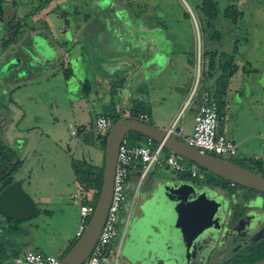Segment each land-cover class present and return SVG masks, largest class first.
<instances>
[{
  "label": "rangeland",
  "instance_id": "374dc122",
  "mask_svg": "<svg viewBox=\"0 0 264 264\" xmlns=\"http://www.w3.org/2000/svg\"><path fill=\"white\" fill-rule=\"evenodd\" d=\"M45 1L47 0H0V25L4 24V20L12 19V25L18 27L24 21L26 27L24 37L31 32V28L34 29L35 33L40 32L45 41L42 40L39 47L47 51L46 58L50 59L47 66L35 64L31 65L32 68L26 65V61L22 56H20L21 62L8 68L2 66L7 61L6 58L0 59V112L2 113L1 106L4 107L11 101L15 103L13 108H11V105L7 106L10 109L9 112L4 110L2 121H9L10 118L18 117L17 113H21L23 118L19 127L27 130L25 131L27 134V136H24L25 140L22 137L19 138L16 141L18 146L11 149V151L13 150V158L10 165L15 166L18 163L17 158H20L23 165L18 173H12V177L13 180L23 182L24 191L40 211L36 218L16 222L17 224L14 225L1 217L0 228L6 233L1 234L0 244L4 247L9 245L11 248L9 250L16 255H23L28 252L40 253L45 256L56 257L60 261L62 254L67 252L68 247L76 241L74 234L79 223V204L71 198L75 192V181L70 164L72 161H85L101 168L103 166L104 149L101 148L99 141L105 136L93 131L94 116L100 112L99 104H88L87 106L83 102L73 101L75 100L73 98L78 81L83 83L85 78H88V80L94 79V73L90 71L91 68L89 70V67L91 65L96 66V61H94L96 56L88 51L90 49L88 42L90 41L84 40L85 46L81 53L83 54V64L73 62L71 68H73L74 78H66L65 74L69 75L67 72L68 62L64 60L66 55L64 49H60L59 44L62 41L73 43V40L65 39L62 36L63 40L61 41V37L58 38V36L61 32H73L74 28L72 24L68 25L70 28H66L65 25L67 24L64 25L62 22L63 20H70L71 22V19H75L81 22L78 25L83 28V33L88 32L89 28L96 27L103 35L104 33L108 35V32L114 27L119 29V33H123V26L131 27V24L125 23L126 20L134 21V19L130 17H127L126 20L113 19L109 14L110 2H106V0H50L44 5ZM202 1L133 0L132 2L135 15L140 18H184V15L189 16L190 26L197 43V51L195 50L194 56L196 59V72L198 60L200 61V67L202 66L201 54L200 57L198 54V34L201 33L200 21L204 22L206 19L201 12ZM210 1L217 4L219 10L217 19L213 23L217 30L224 33L226 50L230 48L226 46L229 44L228 29L233 28L234 25L223 18L224 10L229 6H234L243 15L236 28H234V35L238 39L237 49H239L235 57L237 66L235 75H242L241 71L243 70L246 73L247 70L251 71L249 72L252 73L249 78L251 82L247 81L246 78L244 80L248 84H253L252 91L256 93L255 96L258 99H255V101L251 99L230 100L231 107L225 110V125L234 128L242 135L249 132L256 135V137L249 138L242 146L244 148L239 146L237 156L232 157L231 161L264 176V167L262 170H258L254 162L251 161L254 159V155L257 156V159L260 158L262 151L259 148L261 146L264 148V105L262 104L264 103V0ZM114 9L119 11L124 7L119 3H115ZM74 10L76 15L72 14ZM63 14H65L64 17ZM183 27L185 29L184 33L190 32L187 22ZM132 31H136L135 27L132 28ZM105 41L106 39L101 42ZM46 42H49L50 47L55 48L56 52L58 50L61 52L59 54L60 58L55 63L52 60L54 59L53 54L46 49ZM97 43V41H93V44ZM15 46L12 45L10 49L15 50ZM91 49L95 51L92 46ZM1 51L0 41V54ZM43 54L44 57L46 54ZM50 67H55V69L50 70ZM257 82L260 83L261 87L256 85ZM194 100L189 101L177 117V127H182L183 130L193 119ZM234 103H238V106ZM19 108L22 111L14 110ZM5 122H2V129L5 127ZM147 124L151 123L148 122ZM78 128H83L86 134L81 135L79 142H76L70 132ZM6 130L1 131L0 141L3 138V132L6 133ZM136 135L137 133L131 132L126 137L130 141H134ZM25 143L26 148L22 149L21 154H18L20 153V146L25 147ZM14 148L19 149V151H15ZM166 154V152L163 153L164 156ZM176 158L182 161L181 158ZM262 162L264 166V161ZM139 173L136 171L131 173L127 185V201L123 206V210L118 213L119 223L117 227L120 235L139 183ZM179 175L168 167L154 166L140 183L136 194L134 212L137 211L139 203H142L146 197H149L155 191L159 183L178 182L180 181ZM211 177L214 180H219L213 175ZM196 180L202 185L205 182L204 179ZM29 181L34 188L33 190L28 187ZM91 200L92 197L90 196ZM136 224L137 218L132 219L131 232L126 243L122 246L120 264H125L124 259L128 255L131 239H139L142 236L141 231L135 227ZM10 226L12 228H9ZM119 239L120 237L115 240V243ZM242 240L243 246L241 249L244 251V248H246L244 243H252V240H249L247 236H243L241 242L239 240L240 245ZM139 247L136 245L138 254L144 251V247ZM5 250L0 246V258L5 254ZM261 258H264V253L250 255L246 261L242 259V262L247 264ZM194 259L196 264L202 263L201 256L197 252H195ZM7 262L13 264L11 263L12 260Z\"/></svg>",
  "mask_w": 264,
  "mask_h": 264
},
{
  "label": "crops",
  "instance_id": "0c3cea01",
  "mask_svg": "<svg viewBox=\"0 0 264 264\" xmlns=\"http://www.w3.org/2000/svg\"><path fill=\"white\" fill-rule=\"evenodd\" d=\"M71 20V22L70 20H63L62 23L64 25L67 24L65 25L66 28H70L68 25L72 24L74 31H68L66 33L61 32L58 38L61 37L60 39L62 41V36H64L65 39L73 40V43L62 41L59 47L61 50L64 49V54L66 55L64 60L68 62V77L74 78L73 68H71L72 63L81 62L83 64V54H81L85 46L83 41H90L88 42L90 46L88 51L96 56L94 60L96 61V66L91 65L89 67V70L91 68L90 71L94 73V79L88 80V78H85L83 83L78 81V85L75 86L76 91L73 98L75 100L73 101L78 103L83 102L87 106L88 104H99L100 112L95 114V118L98 115H105L111 116L114 119L123 120L135 117L139 114H147L151 125L165 131V128L177 119L187 105L190 89L198 75V80L201 78L204 82L203 85L200 84L199 90H197L193 98L195 99L194 107L192 108L193 119L189 122L185 130H183L182 127L180 128L182 135H191L194 115L201 103L202 94L207 91L215 97L219 112L224 117V121L219 125V132L222 136L235 143L237 149L239 146L242 147L249 138L256 137L255 134H251L250 132L242 135L234 128L225 125V110L231 107L230 100L251 99L255 101V99H258L255 96L256 93L252 91L253 84L247 83L252 73H249L248 70L246 73L243 70L241 71L242 77V75H235V72H237L235 71L234 74L228 78L225 88L220 90L219 86L216 84L217 75H215L214 78H210L205 62H203L200 67V61L198 60L199 68H197L196 72V59L194 56L197 43L189 19L185 17H157L148 19L145 17L143 21H141L143 32L124 31L123 34L111 29L108 35L107 33L103 35L96 27L89 28L88 32L83 33V28H80L78 25L79 23L81 24V22L75 19ZM186 22L190 28L189 33H184L185 29L183 25H185ZM5 27L4 24L0 25V30L4 32ZM234 28H236V26L228 29L229 44L226 45L230 47L228 50H226L225 47L226 39L223 37L224 33L222 31L219 30L222 34L219 43H211L209 38H207V35H209L207 32L199 33V57L201 47L206 52L217 50L218 52L230 53L233 50L234 43L238 41L234 35ZM4 36L5 35L0 36V41L5 38ZM104 39H106V41L101 42ZM93 41H97L98 43L93 44ZM107 41L110 42L108 43ZM125 41L128 42L125 43ZM91 46L95 48V51L91 49ZM97 47L98 49H96ZM12 51L14 50L10 49L8 53L2 57L3 59L6 58V62L14 57ZM59 52L58 50L54 63L60 58L59 54H61V52ZM45 66H47V64ZM54 69L55 67H50V70ZM244 78H246L247 81H245ZM256 85L261 87L258 82ZM262 104L264 105V103ZM10 105L11 108H13L15 103L11 101L8 102L6 106H1L2 113L4 110L9 112L10 109L7 106ZM235 105L238 106V103ZM14 110L22 111L21 108ZM2 113L0 112V134L3 129L7 130L6 133L3 132V138L1 136L0 145L12 149L14 146H18L16 141L19 140V138H24L25 135L27 136L25 133L27 130L26 128L22 129L19 127L23 118L21 113H17L18 117H14L13 119L10 118L9 121L4 120L6 121L4 123L5 127L2 129V122H4L2 121L4 119ZM83 134H86L85 130ZM26 143L25 147L20 146V153L18 154H21L23 152L22 149L24 150L26 148ZM259 149H261L262 155L258 159L257 156L254 155V159L264 161V148L261 146ZM14 150L19 151V149L15 148ZM243 150L245 151L246 149ZM16 160L21 163L16 172L18 173L23 165L20 158ZM3 170L4 168L0 166V176ZM28 183V187H31L33 190L34 188L31 186L30 181ZM9 228H12V226ZM4 233H6V231L0 228V239L1 234L4 235ZM0 246H2L4 250L6 249L5 254L8 253L7 255L3 254L2 258H0L2 264H9L7 262L8 260H12L11 263H13L16 257L22 256L13 254V252L9 250L11 249L9 245L4 247L0 244ZM124 263L128 264L126 257Z\"/></svg>",
  "mask_w": 264,
  "mask_h": 264
},
{
  "label": "water",
  "instance_id": "95a60500",
  "mask_svg": "<svg viewBox=\"0 0 264 264\" xmlns=\"http://www.w3.org/2000/svg\"><path fill=\"white\" fill-rule=\"evenodd\" d=\"M179 129L177 128L176 131ZM134 132L162 144L173 155L193 163L210 174L231 184L264 194V176L248 170L226 159L190 147L184 141L167 135L164 130L135 119L119 120L107 133L102 183L94 211L88 225L59 264H83L93 250L103 228L111 202L113 178L116 169L118 149L121 141ZM221 204L210 199L205 192L184 182L159 183L149 203L153 242L150 248L139 253L129 247L126 257L129 264H193L195 252L201 256L204 248L210 246L201 240L196 247L193 242L213 224L214 216ZM40 211L23 189V182L16 180L0 191V217L14 221L36 218ZM126 231V230H125ZM164 251V252H162ZM253 264H264L261 259Z\"/></svg>",
  "mask_w": 264,
  "mask_h": 264
},
{
  "label": "built area",
  "instance_id": "2783aa9c",
  "mask_svg": "<svg viewBox=\"0 0 264 264\" xmlns=\"http://www.w3.org/2000/svg\"><path fill=\"white\" fill-rule=\"evenodd\" d=\"M198 81L197 75L190 89L187 102L192 101L195 97ZM135 120L146 124L149 121V116L147 114H139ZM223 121L224 117L219 112L214 96L209 92H204L201 103L194 115L191 135H182L180 128L177 127V119L165 130V133L184 141L190 147L216 157L229 159L237 155L238 149L235 143L226 139L218 132L219 125ZM112 125L113 122L110 118L98 115L94 120L93 131L97 134L105 135L109 132ZM177 128L179 129L178 131H176ZM70 135L74 137L76 142H79L81 135H79L77 130H72ZM164 152L167 153L165 156L163 155ZM154 166L160 168L168 167L172 171L181 175H188L192 179L204 178L197 166L189 165L177 159L175 155L166 151L162 144L155 143L148 138L143 142L134 144L127 137H124L118 149L112 196L107 216L97 242L83 264H120L123 239L129 219L127 217L120 235L117 227L119 223L118 213L123 210V206L127 201V185L131 173L133 171L140 172L139 183L132 200L133 204L140 183ZM71 198L77 201L80 207L79 223L74 237L77 240L84 233L95 206L90 201V195L85 193L77 183H75V192ZM118 237L120 239L115 243ZM13 264H59V259L40 253L28 252L16 257L13 260Z\"/></svg>",
  "mask_w": 264,
  "mask_h": 264
},
{
  "label": "trees",
  "instance_id": "16d2710c",
  "mask_svg": "<svg viewBox=\"0 0 264 264\" xmlns=\"http://www.w3.org/2000/svg\"><path fill=\"white\" fill-rule=\"evenodd\" d=\"M49 1L50 0L45 1L44 5L47 4ZM106 2H110L109 14H110V16H112L113 19L126 20L127 17L134 19V21L126 20L125 23L131 24V27L128 28L126 26H123V28H122L123 31L130 32V31H132L133 27H135L136 32H139V31L143 32L144 31L142 29L143 25H142L141 21H143V19L145 17H141V18L136 17L135 11L133 9V3H132L133 0H106ZM115 3H119L122 7H124V9L116 11L114 9ZM201 12H202V15L206 18L204 22L200 21V23L202 22L201 23V29H200L201 33L207 32L209 34V35H207V38H209V41L211 43H219L221 41L222 34L219 30L216 29V27L213 23L217 19V16L219 14L217 4L212 3L210 0H203L201 3ZM72 14L76 15L75 10L72 11ZM64 16H65V14H63V17ZM184 16L187 19L189 18L188 15H184ZM242 16H243L242 13L238 12V10L234 6H229L224 10L223 18L225 20H228L232 25L236 26L238 24V22L240 21V19L242 18ZM11 21H12V19L4 20V22H5L4 25L6 26L5 30H4V32L2 30H0V36L5 35L4 36L5 38L2 39V41H1L2 54H1L0 58L4 57L8 53V51L10 50L12 45H16L14 48L15 50L12 51V53H14V57L11 58V60H9L8 62H5L2 66L6 67V68L16 66L17 63L21 62L20 56H22V58L25 59L26 65H28L31 68H32L31 65H35V64L36 65H38V64H42V65L49 64L50 59L46 58L47 57V51L43 50L42 48L39 47L41 45L42 40L45 41V39L41 36V33L40 32L35 33L34 29L31 28L30 29L31 32L28 35H26V37H24V34H25L24 29L26 28L24 25V21H22L18 25V27L13 26ZM111 29H113V31H115V32L119 31L117 27H114ZM45 44H46V49L48 51H50L51 54H53V56H54V57L52 56L54 58L52 60L55 61V58L57 55L56 50L52 49L50 47L49 43L46 42ZM237 44H238L237 42L234 43L233 50L230 53L218 52L217 50H214L211 52H206L201 47V52H200L201 60H202L201 65L203 64V62H205L206 67H207V72H208V75L210 76V78H214L215 75H217L216 84L219 86L220 90H223L225 88L228 78L230 76H232L234 74V72L237 70V66L235 64V57L238 53ZM43 53L46 54L44 57L42 56V55H44ZM249 72H251V71H249ZM65 77L68 78L67 74H65ZM203 82L204 81H202V79L200 78L198 81V89L197 90H199L200 84L203 85ZM205 92H207V91H205ZM136 116L131 117L129 119H136ZM106 117L110 118L113 123L119 121L118 119H114L111 116H106ZM149 125H151V124H149ZM77 131L80 135L84 132V129L78 128ZM136 136H135V140L131 141L134 144L138 143V142H143L146 139L144 136H142L140 134H137ZM106 137H107V134H105V136L99 141L100 145L102 146L101 148H103V149L105 148ZM175 157H177V156H175ZM12 158H13V154H12L11 149H9L3 145H0V166H2L4 168L3 173L0 176V191L14 182L13 177H12V173H16L17 170L19 169L20 164H21L20 162H18V163H16L15 166L12 167V165H10ZM226 160L231 161V158L226 159ZM183 161H184V163H187L189 165H194L193 163L182 159V162ZM251 161L254 162V164L256 165L258 170H262V168L264 167L263 162L261 160L253 159ZM233 163H235V162H233ZM235 164H237V163H235ZM237 165H239V164H237ZM70 166L72 169V173H73L75 183H77L79 186H81L82 190L85 193H88L92 197L91 203H92V205L95 206L97 199H98L99 191L101 188L103 167H101V168L95 167V166H93V165H91L85 161H77V162L72 161ZM197 168L199 169V171L204 176V178H203L205 181L204 184L218 187L221 190L226 189V187L222 185V183L226 182L225 180L218 178V177L217 178L219 180H214L211 177L212 174L205 171L204 169H201L199 167H197ZM244 168H246V167H244ZM246 169L251 170L249 168H246ZM251 171L255 172L254 170H251ZM255 173H257V172H255ZM178 177L180 180H190V181H193L197 184H200L199 182H197L196 179H192L188 175H181L180 174ZM227 183H228V185L231 184L229 182H227ZM239 188L246 190L248 192H251V193H259V192L249 190V189H246L243 187H239ZM259 194L264 196V194H262V193H259ZM8 221L10 223H12V225L17 224L14 221H10V220H8ZM74 243H75V241L68 247L67 252L71 249V247L74 245ZM67 252L62 254V258L64 257V255ZM15 257H16V255H15ZM0 264H2L1 260H0Z\"/></svg>",
  "mask_w": 264,
  "mask_h": 264
},
{
  "label": "flooded vegetation",
  "instance_id": "af4514ba",
  "mask_svg": "<svg viewBox=\"0 0 264 264\" xmlns=\"http://www.w3.org/2000/svg\"><path fill=\"white\" fill-rule=\"evenodd\" d=\"M182 181L194 185L197 189L205 192L210 199L221 204L213 218L216 220V224H213L210 229H207L193 242V245L196 244L197 247L201 240H205L207 243L212 241V244L205 247L201 253V264H246L242 262V259L246 261L250 255L264 253V197L261 194L248 192L234 184L228 185L227 181L222 183L226 187L225 190L207 184H197L190 180ZM151 197L152 194L146 197L142 203H139L136 212H134L136 198L129 207L127 215L129 220L123 244L126 243L131 232L132 219L137 218L135 227L141 231L142 236L139 239H131L130 247L135 250H137L136 245L144 247V251L153 246L151 245L153 242V236L151 235L152 213L150 210L145 209V205L150 202ZM243 236H247L249 240H252V243L249 242L250 244L244 243L246 247L244 251L241 249L243 240L240 245ZM240 250L242 251L239 252ZM255 262L252 261L247 264ZM193 264H196L195 260Z\"/></svg>",
  "mask_w": 264,
  "mask_h": 264
}]
</instances>
